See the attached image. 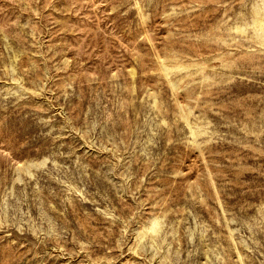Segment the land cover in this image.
Instances as JSON below:
<instances>
[{"label":"rangeland","instance_id":"1","mask_svg":"<svg viewBox=\"0 0 264 264\" xmlns=\"http://www.w3.org/2000/svg\"><path fill=\"white\" fill-rule=\"evenodd\" d=\"M0 264H264V0H0Z\"/></svg>","mask_w":264,"mask_h":264}]
</instances>
